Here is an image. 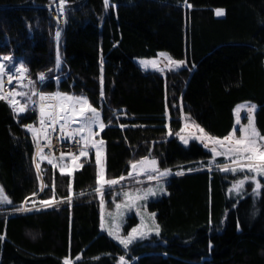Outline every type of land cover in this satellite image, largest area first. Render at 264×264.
<instances>
[{
  "label": "trees",
  "instance_id": "obj_1",
  "mask_svg": "<svg viewBox=\"0 0 264 264\" xmlns=\"http://www.w3.org/2000/svg\"><path fill=\"white\" fill-rule=\"evenodd\" d=\"M51 1L0 0V61L6 69L20 63L28 78L16 122L0 99V186L11 201L0 208V264H65L66 256L70 264H116L117 255L128 264H264V181L229 192L241 174L210 168L209 151L176 135L182 114L206 137H224L233 106L249 101L264 136V0H62L57 47L67 70L39 84V73L53 74L54 24L43 7ZM157 50L184 65L159 72L133 60ZM37 90L80 95L95 107L105 125V178L146 157L170 170L164 192L146 201L158 234L123 248L99 229L92 147L71 174L56 162L33 163L24 126L35 122ZM32 195L57 201L10 211ZM104 203L111 207L107 196Z\"/></svg>",
  "mask_w": 264,
  "mask_h": 264
},
{
  "label": "rangeland",
  "instance_id": "obj_2",
  "mask_svg": "<svg viewBox=\"0 0 264 264\" xmlns=\"http://www.w3.org/2000/svg\"><path fill=\"white\" fill-rule=\"evenodd\" d=\"M216 14V10L214 11ZM55 30V29H54ZM54 42H55V33H54ZM55 50V46H54ZM166 54V55H161ZM168 58H171L172 61H183V59L179 58H173L171 57L165 50H157L154 56L151 57H133L134 62L142 69H150L155 70L159 72H164L166 70H175L179 67H176L173 64L169 63ZM2 62V61H0ZM143 62V63H142ZM184 62V61H183ZM3 64V63H2ZM20 64V63H16ZM4 70H11L6 69L5 64ZM14 65H12L13 67ZM57 69V68H56ZM56 69L53 66V74H55ZM39 73L37 75V78L40 76ZM44 74V77L47 76ZM58 77V76H57ZM56 77V78H57ZM36 78V79H37ZM28 78L20 79L18 81H14L16 84L8 89V93L10 91L14 93V95L10 96L8 94V98L11 100H14L16 104L20 105L22 107V102L19 100V98L23 95H19L17 93H23L25 91L20 90L21 87H25V82ZM36 92V91H35ZM56 94H66L67 97H82L80 95H74L70 93L65 92H56ZM58 102L60 104H70L77 105L78 102L75 100H69L65 99L63 96L57 95ZM10 100V101H11ZM253 105L249 101H240L237 102L233 108H232V114H233V126L231 131L224 137H220L219 139L223 140L225 137H229L230 134L235 131V136L239 137L240 132L239 129L243 127L249 126V119L253 120V112H249L247 106ZM180 126L178 131L179 133L177 135V139L179 142L183 145L187 144L184 141L194 140L198 144L201 145V147L207 151H209L211 158H220L222 159V163L219 164H213L212 159L210 158V168L213 167L215 169H221L224 166H228L230 169H239L243 164L247 163V161H244L243 159L240 160V163H235L234 161L237 159L235 156H233L231 153L228 152L229 144L225 142L223 145L215 143L213 140L208 139L203 133L200 132V128H197L195 124L190 122L187 118H185L182 114L180 115ZM98 119V123L93 124L91 127V131H89L88 138L91 142L92 147V153L95 159V188L93 192L99 199L98 201V227L100 230L105 231L108 235L109 232H112L113 235H109L113 240H115L121 247L125 248L120 242L119 239H122L126 237L133 228H137L138 232L134 234L136 236L135 239L138 238H144L149 236L150 234L156 232V222L155 218L152 214H154L153 211H150L146 207V201L150 198L157 197L162 192H164L163 188V177L167 176H161L159 173L165 171L166 169H158L157 171H153V168H156L155 165H151L150 168L148 166L139 167L140 169L132 171L133 168L132 165L139 161H145V158H140L132 163H130V167L128 171L125 174H122L118 177L107 179L104 177V157H103V143L100 142L103 140L99 137L98 133L101 128V120L100 117L96 111L95 113V120ZM255 127V126H254ZM256 129V128H255ZM183 138V139H182ZM218 138V137H214ZM261 143H264V141H261ZM207 145V147L205 146ZM213 148H215L216 153H213ZM97 152H99V165L97 164ZM147 160L145 163H150L153 161V158L146 157ZM140 165V164H139ZM55 166L58 170L64 171L67 173H70L78 166V159H57ZM157 169V168H156ZM132 173V175H129V173ZM226 172V171H224ZM230 173H234L233 171H229ZM240 173L241 176L239 178L234 179L230 182L228 186V191L231 193H238L241 190H243V186L239 187V189L234 188V185H236L238 180L243 179L245 176L248 177H255V180L249 179L246 181H249V186L254 189L256 182L264 181V175H260L257 172H251L249 173L246 169L245 171H236L235 173ZM98 173L103 174V181L98 184ZM154 177L153 179H149V177ZM121 177H124L123 180H120ZM130 179V180H127ZM107 180H118L119 183L108 187L106 184ZM245 181V182H246ZM97 188H100V191H96ZM0 189L1 186H0ZM151 189L155 195L148 194V190ZM3 190V189H2ZM104 192L106 194H104ZM3 194L5 195L4 191ZM6 196V195H5ZM34 195L30 196L31 198L26 199L23 201L18 208L19 210H29L32 208H38V207H46L50 204L54 203L57 200H52L51 198L41 199V200H35L32 198ZM108 197L110 199L111 207L108 209L104 206V199L105 197ZM137 197H143L142 199H137ZM43 201H48V204L42 203ZM6 205V203H0V208ZM18 209H11L18 210ZM133 215L136 220L133 224H131L129 227H127L124 230V223L130 219V216ZM133 239V240H135ZM124 257L123 255H117L116 257V264H121L120 258ZM70 257H64L63 261L64 263L67 261V264L71 263ZM129 259H126L124 257L123 264H128Z\"/></svg>",
  "mask_w": 264,
  "mask_h": 264
},
{
  "label": "built area",
  "instance_id": "obj_3",
  "mask_svg": "<svg viewBox=\"0 0 264 264\" xmlns=\"http://www.w3.org/2000/svg\"><path fill=\"white\" fill-rule=\"evenodd\" d=\"M47 15L51 18L54 24V33H55V50H54V68H57V55L58 52V39L62 33L63 26L65 23V12L62 0H53L47 4H44ZM59 33V37H57ZM60 64L63 66L64 70L61 72L55 71V74L50 76H45L43 80L37 78L39 84L44 82L49 78L55 79L57 76L62 74L67 70V65L59 54ZM2 64V62H0ZM3 65V64H2ZM16 69H20L19 72ZM4 80L0 83L3 84V88L0 89V94L5 97V101L11 107V112L13 114V121L16 122L17 115L21 113L19 109L20 105L16 104L14 100L8 98V89L9 85L20 79L27 78L25 73V68L21 64H16L12 67L11 70H4L0 72ZM0 76V77H1ZM11 79V83L9 80ZM45 96L44 100L40 99V95ZM11 100V101H10ZM40 101L46 102L48 107L44 108L46 113H53L56 118V123L54 124L55 131H53V122L48 118V116L43 117L45 120L44 124L40 123L41 113L39 107ZM34 108H35V122L32 126V130H29L27 124L24 126V130L30 135L32 139V161L36 164L39 158L46 161H51V164H54L57 159H61V153H75L76 157L79 158L85 155L91 149V142L88 138L89 127L84 124V120L89 121L95 120V113L89 111V108L95 109L94 106L83 102L78 103L77 105L70 104H60L57 99L56 91H41L37 90L35 92L34 99ZM67 107L64 110V107ZM58 110H60V116L63 115L65 119L58 118ZM83 113V115H82ZM75 121V122H73ZM63 126V127H62ZM83 127V132L76 133L74 130ZM92 127V125H91ZM83 153V155H81ZM73 158L72 156H65L63 159Z\"/></svg>",
  "mask_w": 264,
  "mask_h": 264
},
{
  "label": "snow or ice",
  "instance_id": "obj_4",
  "mask_svg": "<svg viewBox=\"0 0 264 264\" xmlns=\"http://www.w3.org/2000/svg\"><path fill=\"white\" fill-rule=\"evenodd\" d=\"M105 5H108L109 0H104ZM216 14L218 16L223 15L224 11L222 9H217L216 10ZM57 37H59V33L56 34ZM161 55H166V54H161ZM5 59H8L7 57H5ZM169 63L175 65L176 67H179L181 65H183V61H172L171 58H168ZM143 63V62H142ZM60 64V58H59V54L57 55V66H59ZM4 69V65L0 64V72H2ZM17 72L20 71V69H16ZM44 74H40L39 79L43 80ZM9 82L11 83V79L9 80ZM3 88V84L0 83V89ZM19 95H24L23 93H17ZM10 96L14 95V93H12L10 91L9 93ZM56 95H60L63 96L65 99H69V100H75L78 103H83L86 102V98L83 97H67L66 94H56ZM103 95V93H102ZM0 99H5V97L0 94ZM40 99L44 100L45 96L43 94L40 95ZM248 111L251 113L254 111L255 106L254 105H249L247 106ZM25 108L21 107L19 109V111H24ZM89 111L96 113V109L93 108H89ZM40 113H41V120L40 123L44 124L45 120L43 119V117L48 116V118L53 122V131H55V127L54 124L57 122L55 115L53 113H46L44 108L42 107L40 109ZM83 115V113H82ZM60 119H65V117L63 115L60 116ZM75 122V121H73ZM98 123V119L97 120H84V124L86 126L89 127V130L91 131V125ZM29 130H32V126L29 125L27 126ZM63 127V126H62ZM103 127H105V125L101 124V130L103 129ZM197 128H199V126H196ZM83 127L75 129L74 131L76 133H80L83 132ZM201 133H203V129H199ZM235 131H233L232 134H230L229 137H225L223 138V140L219 139V138H214V137H208V139L213 140L215 143L223 145L225 142H227L229 144V148H228V152L231 153L233 156H235L237 159L234 161L235 163H240V160L243 159L244 161H247V163L243 164L239 169H230L228 166H224L221 170L222 171H233L234 173L236 171H245V169L251 173V172H257L260 175H264V143H261V141H264V136H261L259 134V132L255 129L254 127V123L252 119H249V126L247 127H243L239 129L240 135L239 137L235 136ZM171 134V133H170ZM176 135H179V133H177ZM207 135V134H205ZM183 139V138H182ZM185 143H187V141H184ZM101 144L103 143L102 141L100 142ZM207 147V145H205ZM213 153H216L215 148H213ZM72 156L73 159H76V154L75 153H61V159H63L65 156ZM81 155H83V153H81ZM147 160V158H145V161ZM145 161H139L136 162L135 164L132 165L133 169L136 168L137 164H143ZM99 152H97V164L99 165ZM49 163H51V161H49ZM151 163L153 165L156 164V161L153 160L151 161ZM153 171H157L156 168H153ZM170 170H165L163 172H160L159 174L161 176H165L167 174H169ZM70 174V173H69ZM177 175H180L182 173H176ZM129 175H132V173L130 172ZM154 177H149V179H153ZM124 177H121L120 180H123ZM255 180V177H248L245 176L243 179L238 180L236 185H234V188L239 189V187H242L245 183L246 180ZM103 181V174L98 173V184L101 183ZM256 182V186L257 188L260 187L259 181H255ZM119 183L118 180H107L106 184L108 185V187H111L115 184ZM96 191H100V188H97ZM253 191H256V189L254 188ZM151 194V195H155V193H153L151 191V189L148 190V193H146V195ZM143 197H137V199H142ZM0 203H11L10 200H8V198L3 194V190L0 189ZM42 203L44 204H48V201H43ZM19 210V209H18ZM154 216V214H152ZM158 228L159 226L156 225V229H157V234H158ZM138 232L137 228H133L132 231L124 238L119 239V242L125 247L127 248L128 245L132 242L133 239L136 238V236L134 234H136ZM109 235H113L112 232H109ZM121 260V264H123L124 262V257L120 258ZM65 264H67V261L65 262Z\"/></svg>",
  "mask_w": 264,
  "mask_h": 264
},
{
  "label": "crops",
  "instance_id": "obj_5",
  "mask_svg": "<svg viewBox=\"0 0 264 264\" xmlns=\"http://www.w3.org/2000/svg\"><path fill=\"white\" fill-rule=\"evenodd\" d=\"M218 138H220V137H218ZM222 138V137H221ZM151 165H152V163L150 162V163H143V164H137V166H136V168L135 169H131L132 171H134V170H138V169H140L139 167L141 166V167H144L145 168V166L147 167L148 166V168H150L151 167Z\"/></svg>",
  "mask_w": 264,
  "mask_h": 264
},
{
  "label": "bare ground",
  "instance_id": "obj_6",
  "mask_svg": "<svg viewBox=\"0 0 264 264\" xmlns=\"http://www.w3.org/2000/svg\"><path fill=\"white\" fill-rule=\"evenodd\" d=\"M2 74L0 73V76H1ZM4 80V78L1 76L0 77V82H2ZM39 107H43V108H46V107H48V104H46V102H44V101H40V104H39Z\"/></svg>",
  "mask_w": 264,
  "mask_h": 264
},
{
  "label": "water",
  "instance_id": "obj_7",
  "mask_svg": "<svg viewBox=\"0 0 264 264\" xmlns=\"http://www.w3.org/2000/svg\"><path fill=\"white\" fill-rule=\"evenodd\" d=\"M66 108H67V107L65 106V107H64V110H66ZM58 114H59L58 118H60V110H58ZM259 184H260V183H259ZM254 188H255L256 190L259 189V187L257 188L256 184H255V187H254Z\"/></svg>",
  "mask_w": 264,
  "mask_h": 264
}]
</instances>
